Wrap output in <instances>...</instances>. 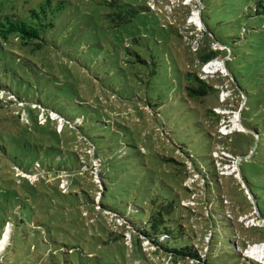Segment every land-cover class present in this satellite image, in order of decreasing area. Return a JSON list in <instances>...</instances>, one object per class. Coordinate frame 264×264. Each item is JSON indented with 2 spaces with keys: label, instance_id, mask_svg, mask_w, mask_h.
<instances>
[{
  "label": "rangeland",
  "instance_id": "1",
  "mask_svg": "<svg viewBox=\"0 0 264 264\" xmlns=\"http://www.w3.org/2000/svg\"><path fill=\"white\" fill-rule=\"evenodd\" d=\"M111 2L138 9L146 5L150 11L115 25L107 16ZM194 10L201 20L197 30L187 22ZM7 14L40 20L45 27L38 48V40L25 42L15 32L0 35V225L9 215V188L20 197L28 186L74 192L63 228L68 244L83 253L51 262L49 245L39 259L45 248L32 235L28 242L20 236L3 264H202L173 259L145 241L140 252H131L128 226L97 205L96 156L106 163L112 182L102 201L117 206L130 221L142 219L143 211L128 213V206L140 208L142 198L167 189L166 184L190 208L177 209L189 237L181 244L194 241L196 234L204 241L207 264H264V0H0V16ZM205 29L227 48L209 40ZM209 52L214 55L202 62ZM186 71L214 88L203 101L187 97ZM222 89L229 95L220 102ZM67 92L68 106L56 101ZM38 97L46 104L28 102ZM58 105L69 119L80 116L82 122L67 124L51 110ZM230 111L238 112L241 131L220 137L218 122ZM26 137L50 144L59 138L62 149L76 152L81 168L22 172L14 164ZM84 137L95 146L94 154ZM217 144L222 146L217 147L221 156L215 155L220 179L209 156ZM178 146L197 169L208 171L210 209L200 196L202 181ZM232 164L236 168L230 173ZM14 200L20 211L16 201L21 199ZM49 206L54 213V205ZM250 218L257 222L251 225ZM107 228L124 235L125 243L109 240ZM235 237L238 246L232 245ZM8 241L2 231L0 258ZM254 248L260 253L252 254Z\"/></svg>",
  "mask_w": 264,
  "mask_h": 264
},
{
  "label": "trees",
  "instance_id": "2",
  "mask_svg": "<svg viewBox=\"0 0 264 264\" xmlns=\"http://www.w3.org/2000/svg\"><path fill=\"white\" fill-rule=\"evenodd\" d=\"M111 6H113V9L107 14V16L109 17V20L115 25L127 23L130 18L139 11L142 13L145 10L150 11L146 5L145 7L138 9L131 5H120L111 2ZM44 27L45 25H43L40 20L37 23H33L25 19H20L15 15L7 14L0 16V35L2 37L5 38L7 33L15 32L25 42L38 40V43H35V47L37 48L40 46V43H43L42 35ZM204 33H206L209 40L223 45L217 42L213 35L206 29ZM226 48L227 47L225 46V49ZM213 55V52L203 54L201 57L202 62L208 61ZM227 57H229V54ZM184 81L185 93L189 99L203 101L204 97H206L211 91H214V88L207 84L196 72L186 71L184 73ZM42 85L44 86V84H41V86ZM9 93L13 95L12 92ZM46 100L48 99L46 98ZM76 100L78 101V99ZM34 101L41 104H46L45 102H41L40 97L28 102ZM56 101L62 102L68 106V92L63 96L62 99L56 96ZM58 106L51 110H53L58 116L64 118L67 124L70 123L74 126L82 122V118L80 116H74L69 119L68 116L59 111L61 105L59 107ZM55 131L57 133V130ZM211 137H215L214 134H211ZM53 139L55 143L50 144L36 142V140L26 137L21 145L22 152L19 156V161L18 163L14 164L15 167L26 173L35 172V170L60 171L63 169H80L82 164L80 163L76 152L68 153V150H64L59 146L61 144V140L59 138L53 137ZM216 139L220 140L217 138V136ZM84 140L92 148L94 154V151L96 150L95 146L91 144L87 137H84ZM217 147L222 146L221 144H217L215 148L211 149L209 156L211 157L216 177L220 179L215 155H217V157L221 156L222 151L218 150L219 148ZM177 149L181 154H183L186 160H188L192 170L202 181L203 186L201 188L200 196L203 202L207 203L206 207L210 209L211 203L207 201L205 192L210 183L208 171L197 169L192 157L187 155V153L184 152L181 147L178 146ZM96 159L100 163V166L98 167V174L100 177L101 186V189L99 190L100 198L97 201V205L101 211H108L118 216L128 226L127 231L129 233L131 252H140L139 248H141L142 242L145 241L155 250L162 251L164 254L172 257L173 259L192 260L195 262H201L202 264H207L208 252L205 250L203 252L202 248L204 241H200L196 234H193L195 236L194 241L191 239V242L188 244L180 243L184 237H189L185 233V226L182 222L184 217L181 213H177V209L183 208L190 212V208L187 209L186 206L181 203V201L185 199L182 198L181 194H178L169 185L163 184L167 189H162L160 192L152 191V193L146 195L141 200L142 204L140 208L137 206H128V213H137L139 210L143 211L142 219H139L135 222L130 221L127 219L125 214L117 211V206L109 205L102 201V198L105 197V192L107 191V185L112 184V182L109 179V172L106 168V163H104L98 156H96ZM170 160L172 161V159ZM101 165L103 166L101 167ZM242 178L244 180V177ZM245 184L247 185L246 181ZM161 185L162 184L160 183L159 187ZM48 189H50L51 192H47ZM248 190L249 195L255 199V196L252 194L251 190L249 188ZM7 193L8 200L12 201V199H15L14 201H16L21 199L20 201L16 202L20 204L22 209L17 211V209L14 208V205H12V202L7 200V202H9V207L6 213L9 215L2 219V224L0 225V235L2 231L5 232V235H8L9 241L0 258V264H3L6 254L10 255V251H15L12 247L13 244H15L17 237L22 236L28 242L30 235H32L33 238H35L37 242L40 243L41 247L45 248L42 253H37L39 259L44 256L45 252L49 248V245L52 246V250L49 251V259L51 262L57 260L56 256H64V254H69L70 252H77L81 256L83 250H81L77 245L68 244V232H66V230L63 228L64 225L68 223V214H64L65 208L68 206V196L75 197L76 193L63 192L57 187L47 185L44 187V190H39L33 186H28L27 193L21 197L13 188H9ZM52 194H55L58 199L54 198ZM220 199L222 200L223 198ZM49 205H54V213L49 211ZM256 209L259 215L262 216L257 207ZM11 214L13 215L12 218L10 216ZM205 217H210L208 212ZM220 217L222 216L220 215ZM225 217L228 218L226 215ZM108 229L109 228H107V230ZM207 231L208 238L211 241L213 230L211 229ZM108 232L111 235L109 236V240L114 241L118 238H122L123 242L125 243L124 235L114 234L111 230H108ZM234 239L235 241L232 242V245L235 246V244H237L238 246L240 240L236 237ZM236 252L241 256L242 259L245 260L241 253L238 251ZM86 256L93 257L90 253H87Z\"/></svg>",
  "mask_w": 264,
  "mask_h": 264
},
{
  "label": "built area",
  "instance_id": "3",
  "mask_svg": "<svg viewBox=\"0 0 264 264\" xmlns=\"http://www.w3.org/2000/svg\"><path fill=\"white\" fill-rule=\"evenodd\" d=\"M200 17L198 15V11L194 10L190 13L187 22L190 23L191 25L194 26V28L197 30L199 28H201V23H200ZM229 92L226 89H222L219 92V101L223 102L225 101V99L228 97ZM220 110V108L218 109ZM46 119L43 118V121H45ZM239 121H238V112L236 111H230V116L228 118H222L219 122H218V129H217V133L220 137H225L230 135L232 132L234 131H241V125H239ZM217 164V161H216ZM235 165L232 164L231 168L229 170L230 173H232L235 170ZM251 225H254L255 219L254 218H250L248 221Z\"/></svg>",
  "mask_w": 264,
  "mask_h": 264
},
{
  "label": "bare ground",
  "instance_id": "4",
  "mask_svg": "<svg viewBox=\"0 0 264 264\" xmlns=\"http://www.w3.org/2000/svg\"><path fill=\"white\" fill-rule=\"evenodd\" d=\"M258 253H260V251L259 250H255V248H254L252 254H258Z\"/></svg>",
  "mask_w": 264,
  "mask_h": 264
}]
</instances>
